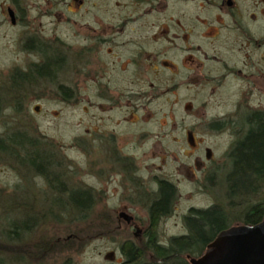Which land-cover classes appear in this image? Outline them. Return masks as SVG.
Segmentation results:
<instances>
[{"label": "flooded vegetation", "instance_id": "1", "mask_svg": "<svg viewBox=\"0 0 264 264\" xmlns=\"http://www.w3.org/2000/svg\"><path fill=\"white\" fill-rule=\"evenodd\" d=\"M2 25L17 31L13 81L21 87L47 82L65 100L81 99L83 151L102 164L96 190L130 194L131 204L107 210L113 224L131 230L130 239L144 236L154 204L167 208L158 226L177 195L173 179L156 171L146 179L138 163L190 162L188 176L208 192L224 178L226 201L188 211L219 207L226 220L222 203H245L238 217L249 213L247 204L264 201L233 197L229 181L244 158L240 151L264 132V0H0ZM263 178L252 171L249 185L237 191L259 194ZM82 188L93 193L90 185ZM133 202L141 204L139 212L133 213ZM0 211L6 216L2 204ZM4 253L0 264H56L60 258ZM63 255L62 263L70 264L71 256ZM126 255L117 262L137 264L127 263Z\"/></svg>", "mask_w": 264, "mask_h": 264}, {"label": "rangeland", "instance_id": "2", "mask_svg": "<svg viewBox=\"0 0 264 264\" xmlns=\"http://www.w3.org/2000/svg\"><path fill=\"white\" fill-rule=\"evenodd\" d=\"M58 30L61 33L64 32V30ZM16 34L15 28L6 27L5 25L0 27V135L10 134L16 129H24L25 132L34 134L40 138L43 137L44 141L50 142V147L53 150L58 149L60 162L65 168L63 176L66 178V184L74 187L90 185L94 188L91 189L95 195V205L92 210L94 220L98 219L97 217L101 211L108 210L110 212L111 208H116L121 202L130 203L128 201L130 197L128 192L123 194L119 191V193L103 195L96 190L97 187H102L100 178L98 177L101 175L99 168L102 167V164L92 161L94 157L88 158L86 152L83 151L84 146L81 144L80 136L84 134L85 115L81 99L75 97L65 100L59 94V90H57L59 93L56 90L54 92L53 87L51 89L50 84L47 82L33 83L21 87L23 84H16L12 80V74L14 75V79L17 77L16 73H14L15 67L13 64L19 58L12 40V37L16 36ZM36 104L40 105L38 110L34 108ZM211 105H213V101ZM5 142L7 144L10 143L6 140ZM168 147L173 151L176 149V146L172 143ZM184 148L186 151L189 149L187 146ZM223 148V142L218 143L215 147L218 157H220L219 155L222 153ZM95 151L93 152L94 155ZM138 164L140 170L145 175L144 178H148L147 173L150 175L149 171H156L158 174L173 179L177 185L174 210L170 211L158 223L156 228L161 243H167L172 234L186 232L183 214L188 211L189 206H205L214 200L219 202L228 199L224 178L220 177L216 181V186L213 187L211 192L204 191L194 181L192 176H188V170L185 166L192 168L193 164L190 162L182 163L184 167L179 165V163H175L171 158L166 163L155 161ZM178 166L180 168H177ZM190 173H192L191 170L189 175ZM25 176L18 174V171L12 168L0 156V188H3V194L8 195L12 191V195L14 194L21 202L30 199L34 204V209L41 212V208H43L41 205H44L43 199L50 194L47 185L39 175ZM13 190H15L14 193ZM2 191L0 190V199H2ZM132 196L135 195L132 194ZM253 196L264 198V183L260 193L253 194L251 197L254 198ZM133 205V213L139 212L142 208L138 202H133ZM234 205V207L225 205V209L229 212V220L236 217L239 214L238 211L243 210L245 203L240 206L239 204ZM73 217V215H66V219L61 224H56L55 233L66 235L72 229H76L78 223L72 221ZM6 219L0 211V230L6 227ZM41 221L38 226L30 230L31 232H27L24 235L25 240L29 241L34 235H39L40 233H53V222ZM41 224L45 226L44 233L42 232L43 228ZM130 231L128 228H120L111 230L107 234L94 233L92 234L93 236L80 238L81 241H78L73 247L52 248L47 254L59 255L61 259H57L56 264H63V254L71 256L70 264H94L95 262L109 260L120 264L117 260H119L120 254H122L121 244L125 239L132 238V232ZM83 233L85 232L81 231L79 235L82 236ZM2 235L3 232L0 231V239ZM112 254L115 258H113Z\"/></svg>", "mask_w": 264, "mask_h": 264}, {"label": "trees", "instance_id": "3", "mask_svg": "<svg viewBox=\"0 0 264 264\" xmlns=\"http://www.w3.org/2000/svg\"><path fill=\"white\" fill-rule=\"evenodd\" d=\"M5 140L10 143L7 144ZM45 142L43 137L25 132L24 129H16L10 134L0 135L1 158L18 171V174L26 175L25 177L41 176L50 193L49 196L44 197V205H41L43 208L40 212L34 209V204L30 199L21 202L14 194L12 195V191L5 195L3 189H0L2 191L0 203L6 210L5 217L7 218V225L2 231L4 239H0V252L47 254L52 248L73 247L81 241L80 238L90 237L94 233L107 234L114 229H126L124 224L119 226L113 224V218L107 214L106 210L99 212L97 217L99 221L93 219L95 195L84 190L82 186L74 187L66 184V178L63 176L65 168L60 162L59 151L58 149L53 150L50 142ZM239 154L244 158L236 163L235 172L229 180L232 183V195L236 198L251 197L253 192L250 191L253 190L240 193L237 188L249 185L250 172L264 174V132L257 142L245 146ZM233 203H229V207H234ZM222 204L225 206L224 203ZM238 204L240 206V203ZM156 205H153V222L146 227L144 236L137 237L135 240L126 239L122 242L121 251L127 254V263L136 261L137 264H190L187 254L194 257L202 254L207 243L220 229L232 224L235 220L251 224L261 220L264 214V201L247 204L249 213L236 216L232 220L229 218L225 220L219 207L201 210L192 207L184 215L186 232L172 235L167 243H161L156 229V220L161 213L167 212V208L166 210L158 209L155 208ZM10 212H14L15 215ZM66 215L74 216L72 221L78 223L76 229H72L66 235L55 233L56 224H61L66 219ZM41 220L53 222V233H44L45 226L41 224L44 234L40 233L34 235L29 241L25 240L24 235L38 226ZM81 231L85 232L82 236L79 235Z\"/></svg>", "mask_w": 264, "mask_h": 264}, {"label": "water", "instance_id": "4", "mask_svg": "<svg viewBox=\"0 0 264 264\" xmlns=\"http://www.w3.org/2000/svg\"><path fill=\"white\" fill-rule=\"evenodd\" d=\"M187 256L190 264H264V217L253 224L235 223L220 229L202 254Z\"/></svg>", "mask_w": 264, "mask_h": 264}]
</instances>
